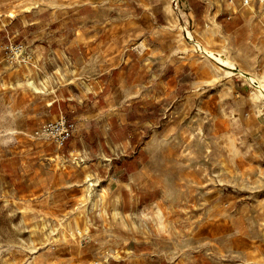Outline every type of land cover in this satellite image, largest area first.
I'll list each match as a JSON object with an SVG mask.
<instances>
[{"label":"rangeland","instance_id":"1","mask_svg":"<svg viewBox=\"0 0 264 264\" xmlns=\"http://www.w3.org/2000/svg\"><path fill=\"white\" fill-rule=\"evenodd\" d=\"M17 43L0 264H264V0H0ZM94 93L84 139L32 135Z\"/></svg>","mask_w":264,"mask_h":264},{"label":"built area","instance_id":"2","mask_svg":"<svg viewBox=\"0 0 264 264\" xmlns=\"http://www.w3.org/2000/svg\"><path fill=\"white\" fill-rule=\"evenodd\" d=\"M0 51H2V54L6 56L9 62L16 63L17 65L27 63L31 56L22 43L0 45ZM74 128V123L71 120L64 114H59L43 122L38 129L33 131L32 135L50 139L61 150L73 136ZM56 156H59L58 152Z\"/></svg>","mask_w":264,"mask_h":264},{"label":"crops","instance_id":"3","mask_svg":"<svg viewBox=\"0 0 264 264\" xmlns=\"http://www.w3.org/2000/svg\"><path fill=\"white\" fill-rule=\"evenodd\" d=\"M27 10L29 9H25V11ZM249 14L250 13L248 12L246 15H249ZM248 20H251V19L247 17L246 22ZM92 97L96 98L98 97V94L94 93ZM98 100L99 98H96L94 101H91L92 108H89L87 110L77 109L76 107L72 108L67 104L68 110L66 112H67L68 119L74 123V127H75L73 137L71 138L73 139V141H71V144H74L76 142L75 139H84L83 135L87 134V129L89 128L87 126V123L90 124L91 120H94L95 116H99L100 105L98 104ZM104 132L108 134V139H112V137L109 135L107 131H104Z\"/></svg>","mask_w":264,"mask_h":264},{"label":"bare ground","instance_id":"4","mask_svg":"<svg viewBox=\"0 0 264 264\" xmlns=\"http://www.w3.org/2000/svg\"><path fill=\"white\" fill-rule=\"evenodd\" d=\"M198 47H200V46H198ZM202 50H203V48H202ZM204 51H206L205 49H204ZM207 52V51H206ZM209 54H212V52H210L209 51ZM213 55V54H212ZM214 56V55H213ZM218 59H220L221 61H223V62H226L227 60L226 59H224V58H222L221 56H216ZM229 61V60H228ZM227 63H229V62H227ZM231 64V63H230ZM238 73H240L241 75H243L244 77H246L248 80H250L251 82L254 80V77H252V76H249V75H247V73L246 72H243V71H241V69L240 70H238ZM254 82V81H253ZM258 84L256 85V87H257V89L259 90V92L261 93V94H264V81H262V79H260L258 82H257ZM88 179V178H87ZM90 181V180H89Z\"/></svg>","mask_w":264,"mask_h":264}]
</instances>
